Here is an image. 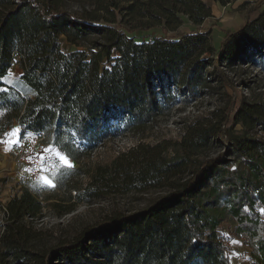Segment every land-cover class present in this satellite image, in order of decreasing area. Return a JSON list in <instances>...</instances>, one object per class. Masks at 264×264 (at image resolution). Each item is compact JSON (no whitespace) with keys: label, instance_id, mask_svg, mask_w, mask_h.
<instances>
[{"label":"trees","instance_id":"1","mask_svg":"<svg viewBox=\"0 0 264 264\" xmlns=\"http://www.w3.org/2000/svg\"><path fill=\"white\" fill-rule=\"evenodd\" d=\"M67 1L0 0L1 135L15 124L19 136L44 132L73 160L112 133L169 114L177 96L189 103L217 86L228 96L235 67L264 72V8L216 45L200 29L212 16L203 0H77L79 12ZM184 21L198 28L168 36ZM156 28L158 36L137 40ZM62 37L84 50L63 51ZM14 64L34 96L2 81ZM218 144L223 149L210 155ZM149 189L163 193L72 230L36 228L31 219L42 205L20 190L5 204L0 264H233L225 221L230 237L248 243V264H264V101L230 95L191 119L174 144L119 153L93 170L64 211Z\"/></svg>","mask_w":264,"mask_h":264},{"label":"rangeland","instance_id":"2","mask_svg":"<svg viewBox=\"0 0 264 264\" xmlns=\"http://www.w3.org/2000/svg\"><path fill=\"white\" fill-rule=\"evenodd\" d=\"M82 5L83 3L77 0L67 1V8L77 12L81 10ZM216 25H219V23H205L201 30L212 32V26ZM193 26L191 23L184 21L177 32L169 33L168 36L177 37L179 34L186 33ZM221 31L223 32V39L227 31ZM159 33H161L160 28L145 30L143 36L137 40L152 39L158 36ZM61 42L62 49L65 52L74 49L84 50L85 48L82 45L77 46L66 42L64 37L61 38ZM227 75L230 84L234 85V88H227L228 96L245 97L247 100L251 99L258 102L264 101V72L259 68L235 67L234 71L227 73ZM217 87L218 89L213 90L214 94H204L189 103H186L182 97L177 96L176 104L172 107L169 114L160 115L155 121L147 123L141 129L126 131L117 135L112 133L110 136L102 138L97 145L86 152H82L73 160L59 149L52 147L50 136H48L41 145V151L55 160L56 169L52 172L44 173L43 177L38 181L34 180L32 176L25 174L20 166L18 161L20 157L18 134L8 144V150L5 149L4 154L0 152V233L4 227L5 220L8 218L5 204L15 194H19L22 189L30 191L42 205L41 211L31 219L33 225L36 228L52 230H72L79 224L101 220L104 215L116 210L129 213L134 211L135 208L143 206L146 200L154 196L155 193H163L161 189H149L147 192L118 191L117 193L106 194L101 198L90 199L87 202H77L71 212L64 211V206L73 203L75 192L86 185L91 173L97 166L111 164L119 153L128 151L139 144L154 145L161 142L165 145L174 144L180 139L185 125L191 119L204 115L213 108L222 106L228 96L223 93L224 90L220 89V86ZM10 132L6 135L10 134ZM222 149L223 145L218 144L211 150L210 155H215ZM57 153L65 156L72 166H67ZM48 181L51 183L49 184ZM53 204H58L59 206ZM261 209L264 208H259V212L264 216V212H261ZM231 226V221H225L220 229L228 238L224 239V241L230 246L233 264H248L250 252L248 243L242 239L230 237L228 230Z\"/></svg>","mask_w":264,"mask_h":264},{"label":"crops","instance_id":"3","mask_svg":"<svg viewBox=\"0 0 264 264\" xmlns=\"http://www.w3.org/2000/svg\"><path fill=\"white\" fill-rule=\"evenodd\" d=\"M209 5L212 10V16L208 19H205L202 26L205 23H219V25L212 26V37L214 43L217 45L222 39L223 31H231L239 29L243 24L246 16L254 17L256 16L261 9L264 8V0H230L228 3L222 5L219 2L214 0H203ZM262 1V5L259 9L250 10L257 3ZM211 20V21H209ZM214 21V22H213ZM189 22V21H186ZM190 23V22H189ZM200 27V29L202 28ZM219 26V27H218ZM198 28L193 26L190 30ZM203 30V29H202ZM20 69L17 64H14L11 69L8 71V75L2 78V81L8 85L18 88L24 95L34 96V92L28 86H25L20 80ZM18 129L17 124L13 126V130ZM11 130L10 134L1 136L0 134V152L4 154V150L8 148V144L13 141L17 134L13 133ZM12 136V137H11ZM53 147V146H52ZM1 156V155H0Z\"/></svg>","mask_w":264,"mask_h":264},{"label":"built area","instance_id":"4","mask_svg":"<svg viewBox=\"0 0 264 264\" xmlns=\"http://www.w3.org/2000/svg\"><path fill=\"white\" fill-rule=\"evenodd\" d=\"M44 140H46L44 132L28 131L25 135L18 137L20 166L25 174L37 181L43 177L44 173L56 169L55 160L41 151Z\"/></svg>","mask_w":264,"mask_h":264},{"label":"snow or ice","instance_id":"5","mask_svg":"<svg viewBox=\"0 0 264 264\" xmlns=\"http://www.w3.org/2000/svg\"><path fill=\"white\" fill-rule=\"evenodd\" d=\"M20 131L21 130H19V129H15V130H13V133L14 134H19L20 133ZM0 142H3V141H0ZM6 150H8V149H6ZM46 151H47V149H45ZM57 155L60 157V159L67 165V166H72L71 164H70V162L67 160V158L65 157V156H63V155H60L59 153H57ZM48 183L50 184L51 182L50 181H48ZM261 212H264V209H261Z\"/></svg>","mask_w":264,"mask_h":264}]
</instances>
